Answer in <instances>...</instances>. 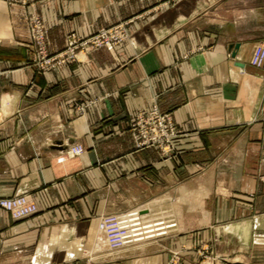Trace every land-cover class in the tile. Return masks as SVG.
<instances>
[{
    "label": "crops",
    "instance_id": "obj_1",
    "mask_svg": "<svg viewBox=\"0 0 264 264\" xmlns=\"http://www.w3.org/2000/svg\"><path fill=\"white\" fill-rule=\"evenodd\" d=\"M32 13L49 29L51 52L71 33L121 21L130 38L41 73L31 65ZM262 42L264 0H0V198L25 194L38 206L21 219L0 207L3 264H158L136 257L149 245L196 242L187 232L217 228L216 211L243 212L231 221L245 222L251 204L219 198L229 179L220 165L250 163L252 149L264 161V68L249 64ZM154 106L182 131L176 158L136 149L130 119ZM74 144L86 151L60 161ZM237 148L242 159L231 156ZM173 205L212 215L180 214L173 233L114 258L94 235L101 214L139 207L168 220Z\"/></svg>",
    "mask_w": 264,
    "mask_h": 264
},
{
    "label": "rangeland",
    "instance_id": "obj_2",
    "mask_svg": "<svg viewBox=\"0 0 264 264\" xmlns=\"http://www.w3.org/2000/svg\"><path fill=\"white\" fill-rule=\"evenodd\" d=\"M128 23H129L128 21H121L109 27H104L106 29L114 28L116 26L123 24L125 32L127 34L125 36V39L117 43V45L112 50H114L118 45L122 44L123 42H125L126 40L130 38V33L127 27ZM29 27H30L31 41L29 42L28 45H29V51L31 53V65L35 68V70L41 73H45L55 68H59L69 63L75 62L78 60V56L80 53L87 52V51L78 50L76 60L70 61L66 64L57 65V66L46 69V68H42L38 64L40 59L38 57L39 53L37 51L40 46H43L46 48V51L49 57H56L57 55L65 52L68 49L69 36L76 35V36L81 37L85 35L98 33L100 30L103 29L102 28L96 32L88 33L84 35L83 34L79 35L77 33H71L67 37L66 45L64 49H62L61 51H57V52H51L50 51V40H49V29L45 21L43 20V18H41V16L36 13H32L29 18ZM260 46L263 47L264 42L258 43L254 46V49L249 59L250 66L255 67V68H264V61L259 66L253 63V59L256 54V51ZM99 48H106L112 51L111 49L105 46L99 47ZM99 48H96V49H99ZM92 50H95V49H91L89 51H92ZM149 111H139V112H149ZM139 112H137L130 119V129L133 132L136 149L142 150L145 148H154L158 150L163 156L169 157L171 159L176 158V156L179 155L177 139L182 134V131L178 127L173 116L170 113H165L161 111V113L163 114L170 115V117L172 118V122L174 123L175 129L177 131V135L173 138L174 147H172L169 151H166L163 147H160L157 145L138 147L137 145V134L138 133L135 130L134 123H135V120L137 119V114ZM73 147L74 148L81 147L82 152L79 155H82L86 151L85 147L82 144H74L72 147L67 149L60 156H63L64 154H66ZM229 150L232 153L231 156H235V159H242V157L239 158L241 154L240 152L242 149L237 148V149H229ZM250 154H251L250 163L248 162L243 163V162L238 161L230 165L229 164L220 165V170H221L220 172L229 174V179L228 181L223 180L220 182L219 198L220 200L234 199L236 203L246 202L247 204L248 203L251 204L253 209L249 214L246 212L245 222L231 221V220H234L237 217V215L243 216L244 214L243 212H241V214L239 212H236L235 214L231 210H227V211L223 210V211H219V213H217L216 211L214 212V220L218 221V216L220 220L219 222L214 223V225L216 226L219 225L217 226V228L209 226L207 228L196 229L195 231L187 232V235H190L191 233H195V232L197 233L198 238L196 242H191L187 246L185 247L183 246L181 248H178L176 244H173L172 248H169V245L163 246L162 244L149 245V247L146 248L147 249L146 254L139 255V257H136V258H141L143 256H148V255L154 256L159 259L158 264H191V261L195 262L196 264H264V161L263 163L260 162L258 150L252 149ZM79 155H76V156H79ZM60 156H59L60 161H64L65 159L72 158V157H66L64 159H60ZM204 166L205 165H202V164L198 165L200 170H203L205 168ZM242 173L250 177H246L245 180H238L237 175L242 174ZM241 191L249 193L247 195L248 197H250V199L247 200L248 198L245 197L246 194ZM17 195H25V194H17ZM12 196H16V195H12ZM25 196L28 198L30 202L34 203L30 199L29 196L27 195ZM207 199H208V206H209L208 208L212 209L213 201H215V196H208ZM216 199L218 200V196H216ZM188 202H189L188 204L189 206L193 208L195 207V204H193L195 203V198L189 197ZM134 210H138L140 212L142 211L141 208L136 207V208L127 209V210L118 211V212L104 213V214L99 215L98 221L103 216H112V215L121 214V213L134 211ZM37 211H38V206H37L36 212ZM211 211L213 212V210ZM141 213L144 216V213L143 212ZM180 214H183L184 217L187 219L200 218V219H204L205 221L210 219L212 215V213H208L206 212V210H203V211L199 210V212L188 210L182 213V212H179V208L177 205H173L172 212H171V219H168V220L162 216L161 217H150L147 214H145L143 218L146 221L148 220L151 223H157V222L164 221L163 223L165 225L164 229H159L158 228L159 225H158L155 228V232H153V235H152L153 237H150V238H147L141 241L133 242L118 250L112 249L110 245L108 244V250L106 252L109 255L108 258L117 257L118 256L117 253L122 250H125L126 248H130V247L142 248L144 244H146V242H150L153 239H156L158 237H163L165 235H169L173 233L175 229L177 228V223H178ZM11 215L13 218H16V219H21V218L30 216L28 215V216L17 218V217H14L12 213ZM166 225H170V226H166ZM97 230H98V222H97V227H96L95 234H94L95 236H97ZM212 230L214 231V237L211 238L208 234L209 238H205L203 240L201 233L203 232L209 233V231H212ZM131 251L135 253V252H138L139 250L138 251L131 250ZM122 261H126V259H122ZM0 264H3V258L1 257H0Z\"/></svg>",
    "mask_w": 264,
    "mask_h": 264
},
{
    "label": "built area",
    "instance_id": "obj_3",
    "mask_svg": "<svg viewBox=\"0 0 264 264\" xmlns=\"http://www.w3.org/2000/svg\"><path fill=\"white\" fill-rule=\"evenodd\" d=\"M126 35L127 34L123 24L114 28H103L98 33L81 37L71 35L68 39V49L56 57H49L46 48L40 46L37 51L39 53L38 57L40 59L38 64L42 68L47 69L76 60L78 50L89 51L91 49H96L103 46L112 50L117 45V43L125 39ZM263 61L264 46H260L256 51L253 63L259 66ZM134 126L138 133V147L157 145L163 147L166 151H169L172 147H174L173 138L177 135V131L175 129L174 123L172 122V118L168 114L161 113L157 106H154L149 112H139L137 114V119L135 120ZM81 152V147H73L66 153V157L76 156ZM66 157L61 156L60 159H64ZM0 206L11 212L13 216L17 218L28 216L37 210L36 204L30 202L25 195L0 198ZM118 218V215L105 216V222L108 223L107 226L109 227L107 230L109 240L114 247L121 245V235L127 232L125 229L127 226L121 228L120 230L118 226H114L116 223L120 222V220L118 221ZM163 223L164 221L157 222L155 225H159V229H164L165 225ZM131 225H138L137 228H144L143 233H146L147 235H150V233L155 229L152 227L153 224H142L140 220H136ZM100 226L103 227L104 225Z\"/></svg>",
    "mask_w": 264,
    "mask_h": 264
},
{
    "label": "bare ground",
    "instance_id": "obj_4",
    "mask_svg": "<svg viewBox=\"0 0 264 264\" xmlns=\"http://www.w3.org/2000/svg\"><path fill=\"white\" fill-rule=\"evenodd\" d=\"M61 157V156H60ZM63 157H66V154L63 155ZM76 157V156H72ZM118 215V221L120 220V222L116 223V225L114 226H118L119 230L123 227H126L125 229L127 230V232H125L124 234H122V242L120 246L114 247L113 244L110 242L109 240V236H108V229L109 227L107 226V222H105V216H103L99 221H98V231L100 234L104 235V237L106 238L107 243L110 245V247L114 250H118L121 249L133 242L136 241H141L150 237H153V232H155V229L150 233V235H147L146 233H143L144 228H137L138 225H131L133 222H135L136 220H140L142 222V224L144 223H151L148 220L146 221L142 215V213L138 210H134V211H129V212H125V213H121V214H116ZM153 224L152 227L156 228L157 225H155V223H151ZM100 225H104L103 227H101ZM170 226V225H168ZM137 228V229H135Z\"/></svg>",
    "mask_w": 264,
    "mask_h": 264
}]
</instances>
